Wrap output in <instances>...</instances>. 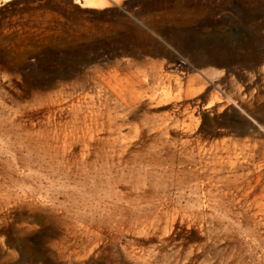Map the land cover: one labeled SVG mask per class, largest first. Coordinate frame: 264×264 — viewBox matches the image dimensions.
<instances>
[{
	"label": "rangeland",
	"instance_id": "obj_1",
	"mask_svg": "<svg viewBox=\"0 0 264 264\" xmlns=\"http://www.w3.org/2000/svg\"><path fill=\"white\" fill-rule=\"evenodd\" d=\"M122 6L81 10L73 0H0V97L7 105L21 102L41 131L46 113L33 103L34 93H62L65 104L76 98L82 117L110 111L116 124L110 135L89 121L83 133L85 141L101 142L104 162L135 164L133 178L111 193L167 190L177 224L156 236L129 231L96 213L102 194L0 203V264H264V0ZM176 58L202 74L190 73L181 86L183 95L203 89L193 123L184 98L174 110L162 97L172 90L162 74ZM125 78L136 91L130 111L116 98ZM186 128L190 139L182 135ZM228 152L235 159L228 161ZM0 162H11L1 141ZM212 162L239 163L217 173ZM179 170L187 174L176 176ZM175 233L185 248L179 258L165 239Z\"/></svg>",
	"mask_w": 264,
	"mask_h": 264
},
{
	"label": "bare ground",
	"instance_id": "obj_2",
	"mask_svg": "<svg viewBox=\"0 0 264 264\" xmlns=\"http://www.w3.org/2000/svg\"><path fill=\"white\" fill-rule=\"evenodd\" d=\"M129 1L73 0V4L81 10H103L110 6L121 9L120 4L122 6L123 3ZM185 62L178 58L173 59L165 68L167 71L163 70L165 71L162 74L163 79L169 87L172 86V90L173 85L176 90L175 94L172 90L165 91L162 97L167 105L172 103L174 110L179 107L176 103L184 98L186 103L185 118L189 123H193L195 118L194 106L199 104L198 98L203 89L197 92L185 91L184 96L181 86L189 83L190 73L201 77L202 74L199 71L190 69V64L187 65ZM125 82V86L117 83L120 85V92L116 93V98L126 110L130 111V103L135 100L133 96L136 95V91L130 79L125 78ZM32 97L33 103L39 101L38 106H42L46 113L42 131L33 120V116L26 115L21 102L12 101L7 105L0 97V141L7 146L8 154L11 155V162H0V203H20L22 205L27 201H35L39 198L51 200L54 194L59 193L68 196L102 194L105 195L106 202L100 199L95 207L96 213L108 214L113 223L126 227L129 231L138 230L140 233L156 236L162 235L164 230L168 231L169 227L172 229L177 224L178 219L169 216L168 206L171 203L173 204L175 200H170L167 190L149 189L143 192L130 190L129 192L116 191L111 193L112 188H116L113 187L115 184H123L133 178L135 173H132V168L135 164L131 165L132 162H104L103 149L98 144L101 142L97 141L96 143L93 137L85 141L83 133V128H86L90 122V126L96 129L97 132L110 135L116 127V124L113 125L111 122L110 111H105L106 114L89 112L87 116L82 117L79 107L76 105V98L70 97L68 104H65L62 93L45 98H40L34 93ZM145 101L152 105L157 100L152 96L146 98ZM69 108L72 114L70 119L67 116ZM225 108L230 109L229 107ZM65 114L67 117L64 118ZM105 116H107L108 123L110 122L109 126L104 123L103 117ZM247 123L252 127L250 122ZM205 129L203 127L198 131L202 133ZM183 134L186 139H190L192 132L186 128ZM81 139L84 140L85 145L82 148L77 145V141ZM93 144L98 147L93 148ZM71 148L73 150L79 148V152H70L69 149ZM91 148L95 150H90ZM235 156L236 154L228 152V161L235 159ZM169 163V166L172 167H183L185 162ZM236 163L239 162H212L213 170L221 173L224 169L233 167ZM147 164L149 165V163ZM151 171H148V173ZM184 173L186 172L183 170L180 172L179 170L176 176ZM192 173H189V176ZM176 184L178 183L176 182ZM181 188V185H177L176 189L181 190ZM91 221L93 224H99L94 219ZM170 234L165 236L168 241L166 242L176 250L179 258L182 251L185 250L184 244L180 239L181 237L179 238L176 233L172 236ZM163 263L170 264L166 260Z\"/></svg>",
	"mask_w": 264,
	"mask_h": 264
}]
</instances>
